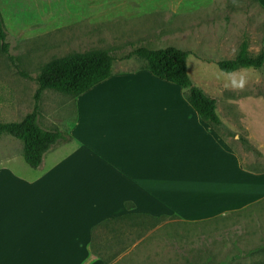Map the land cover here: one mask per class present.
<instances>
[{"label": "crops", "instance_id": "1", "mask_svg": "<svg viewBox=\"0 0 264 264\" xmlns=\"http://www.w3.org/2000/svg\"><path fill=\"white\" fill-rule=\"evenodd\" d=\"M209 74L189 78L216 100L221 125H244L247 103L257 98L228 97L229 80L216 82L218 75ZM74 100L73 152L31 180L0 169V264H84L91 254L98 259L88 264H103L93 252H125L134 218L207 220L264 198V172L243 167L182 88L148 71L117 73L112 67L110 78ZM246 129L251 137L247 123ZM68 202L77 206L67 209ZM81 202L93 204L94 212L83 213Z\"/></svg>", "mask_w": 264, "mask_h": 264}, {"label": "rangeland", "instance_id": "2", "mask_svg": "<svg viewBox=\"0 0 264 264\" xmlns=\"http://www.w3.org/2000/svg\"><path fill=\"white\" fill-rule=\"evenodd\" d=\"M0 12L9 53L29 77H21L0 54V123L21 121L32 112L37 73L54 60L104 50L114 59V72H135L143 66L133 54L137 48L175 47L190 53L186 65L191 80L206 73L211 78L210 72L218 75L212 77L216 82L229 80L228 97L257 98L256 104L247 103L243 119L251 137L246 123L215 129L245 169L264 172V66L225 74L215 64H202L233 59L243 42L252 55L259 52L264 46V0H0ZM240 83L241 90L231 89ZM228 110L222 104V114ZM77 113L74 98L42 93L38 123L43 129L70 136ZM65 143L33 169L22 158V143L1 135L0 169L25 180L38 178L73 152L74 145ZM76 206L68 202L67 209ZM92 206L81 202V211L92 213ZM130 231L128 249L110 253L103 264H264V198L207 220L134 218ZM96 259L91 254L84 264Z\"/></svg>", "mask_w": 264, "mask_h": 264}, {"label": "trees", "instance_id": "3", "mask_svg": "<svg viewBox=\"0 0 264 264\" xmlns=\"http://www.w3.org/2000/svg\"><path fill=\"white\" fill-rule=\"evenodd\" d=\"M7 39L0 12V54L14 66L21 77L29 78L27 74L19 69L15 58L9 53L10 45ZM133 54L143 61L141 70L148 71L154 77L182 88L188 104L204 122L214 128L221 126L216 113V100L193 86L188 76L186 60L190 55L189 52L175 47L156 50L140 47ZM113 62L114 59L110 53L101 50L54 60L41 67L35 78L37 89L34 94L35 103L32 112L27 114L21 121L0 123V136L6 135L20 141L24 162L30 168H38L47 152L54 146L70 140L69 136L58 129L46 130L39 125V102L42 93L45 90H51L75 99L110 78ZM216 64L220 71L227 74L238 69L259 70L264 66V46L256 55H252L249 52L248 44L243 42L233 59L221 60ZM131 206L129 203L125 204L127 209ZM127 216L129 215L103 221L98 225V228L107 227L113 223L117 224L128 218ZM94 230H92V241L95 239ZM122 252L119 251L118 253ZM93 253L102 260H107L110 254L97 251Z\"/></svg>", "mask_w": 264, "mask_h": 264}]
</instances>
